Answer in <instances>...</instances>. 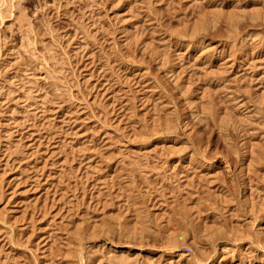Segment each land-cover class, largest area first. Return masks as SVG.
Here are the masks:
<instances>
[{
	"label": "rangeland",
	"instance_id": "rangeland-1",
	"mask_svg": "<svg viewBox=\"0 0 264 264\" xmlns=\"http://www.w3.org/2000/svg\"><path fill=\"white\" fill-rule=\"evenodd\" d=\"M0 6V264H264V0Z\"/></svg>",
	"mask_w": 264,
	"mask_h": 264
},
{
	"label": "bare ground",
	"instance_id": "bare-ground-1",
	"mask_svg": "<svg viewBox=\"0 0 264 264\" xmlns=\"http://www.w3.org/2000/svg\"><path fill=\"white\" fill-rule=\"evenodd\" d=\"M6 2H7V1H6ZM12 4H13V3H12ZM18 4H19V3H18ZM17 6H18V5H17ZM0 7H1V6H0ZM13 10H14V9H13ZM1 12H2V11H1ZM1 12H0V14H1ZM24 13H25V12H24ZM255 13H257V12H255ZM3 14H4V13H3ZM15 14H16V13H15ZM19 14H20V13H19ZM4 15H6V13H5ZM21 15H22V14H21ZM242 16H243V15H242ZM245 16H246V15H245ZM262 16H263V15H262ZM19 17H20V16H19ZM23 17H25V15H24ZM1 18H2V17H0V19H1ZM23 19H24V18H23ZM1 20H2V19H1ZM3 20H4V19H3ZM242 20H243V19H242ZM255 20H256V19H255ZM262 20L264 21L263 18H262ZM30 21H31V20H30ZM22 22H23V21H22ZM25 22H26V21H25ZM249 22H250V21H249ZM249 22H248V23H249ZM26 23H27V22H26ZM258 23H259V22H258ZM27 25H28V24H27ZM49 25H50V24H49ZM256 25L258 26V24H256ZM260 25H261V24H260ZM263 25H264V23H263ZM43 27H44V26H43ZM253 27H254V26H253ZM22 28H23V27H22ZM24 28H25V27H24ZM28 28H29V27H28ZM30 28H32V27H30ZM49 28H50V27H49ZM256 28H257V27H256ZM25 29H26V28H25ZM240 30H241V29H240ZM258 30H259V29H258ZM245 31H246V30H245ZM36 32H38V31H36ZM250 32H251V31H250ZM26 33H27V32H26ZM50 34H51V33H50ZM34 35H35V34H34ZM252 35H253V34H252ZM262 36H263V35H262ZM248 38H249V37H248ZM245 39H246V38H245ZM191 40H192V39H191ZM202 40H203V39H202ZM28 41H29V40H28ZM261 43H262V42H261ZM28 44H29V43H28ZM38 48H39V47H38ZM41 48H42V47H41ZM43 48H44V47H43ZM48 48H49V47H48ZM48 48H47V50H48ZM222 48H223V47H222ZM40 50H41V49H40ZM204 50H205V49H204ZM28 51L30 52V50H28ZM35 51H36V50H35ZM36 52H37V51H36ZM51 52H52V51H51ZM30 53H31V52H30ZM43 54H44V53H43ZM48 54H49V53H48ZM25 55H26V54H25ZM39 55H40V54H39ZM53 55H54V53H53ZM43 56H44V55H43ZM37 57H38V56H37ZM52 57H53V56H52ZM50 58H51V57H50ZM47 59H48V58H47ZM43 60H44V59H43ZM30 61H31V60H30ZM44 61H45V60H44ZM50 61H51V60H50ZM39 62H40V60H39ZM42 62H43V61H42ZM44 63H45V62H44ZM52 63H53V62H52ZM42 64H43V63H42ZM46 66H47V65H46ZM50 66H51V65H50ZM47 69H50V68H47ZM42 70H43V69H42ZM45 70H46V69H45ZM45 70H44V71H45ZM49 72H50V71H49ZM54 73H55V72H54ZM54 73H53V74H54ZM51 75H52V74H51ZM55 75H56V74H55ZM50 81H51V80H50ZM50 85H51V84H50ZM56 88H57V87H56ZM243 103H244V102H243ZM243 103H242V104H243ZM257 103H258V102H257ZM257 103H256V104H257ZM255 106H256V105H255ZM261 106H262V104H261ZM257 107H258V106H257ZM257 109H258V108H257ZM253 110H254V109H253ZM261 110H262V109L259 108V111L257 110L258 112H256V109H255V111H254V112L257 113V117H254V118H257V120H258V122H257V123H258V127H259V125H260V127L262 126V128H260V130L264 128V127H263V126H264V113H261ZM249 111H250V110H249ZM263 112H264V111H263ZM253 116H254V113H253ZM255 124H256V122H255ZM173 128H174V127H173ZM263 130H264V129H263ZM263 130H262V131H263ZM171 131H173V130H171ZM256 131H258V128H257ZM260 132H261V131H260ZM261 137H262V136H261ZM261 151H262V150H261ZM263 154H264V152H263ZM260 156H261V155H260ZM226 163H227V162H226ZM261 164H262V163H261ZM225 165H226V164H225ZM227 166H228V165H227ZM262 228H263V227H262ZM256 239H259V238H256ZM258 242H260V241H258ZM179 243H181V242H179ZM174 244H175V243H174ZM178 245H179V244H178ZM181 245H182V244H181ZM181 245H179V246H181ZM81 246H82V245H81ZM171 246H172V244H170V247H171ZM80 248H81V247H80ZM175 248H177L176 245H175ZM262 248H263V247H262ZM80 251H81V250H80ZM197 253H198V252H197ZM197 253L195 252L196 255H197ZM198 255H200V257H201V256L204 257L206 254H205V255L198 254ZM191 256H192V255H191ZM207 256H208V255H207ZM121 257H122V256H121ZM194 257H195V256H194ZM205 257H206V256H205ZM208 257H209V256H208ZM208 257H207V258H208ZM197 258H199V257L197 256ZM201 258H202V257H201ZM201 258H200V259H201ZM207 258H206V259H207ZM200 259H199V260H200ZM203 259H204V258H203ZM206 259H205V260H206ZM208 259H209V258H208ZM208 259H207V261H208ZM114 260H115V259H114ZM194 260H195V258H194ZM205 260H203V261L205 262ZM111 261H112V259H111ZM118 261H119V260H118ZM200 261H201V260H200ZM115 262H116V260H115ZM115 262H114V263H115ZM195 262H197V261H195ZM201 263H202V262H201ZM198 264H199V261H198ZM205 264H206V262H205Z\"/></svg>",
	"mask_w": 264,
	"mask_h": 264
}]
</instances>
